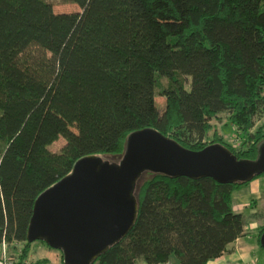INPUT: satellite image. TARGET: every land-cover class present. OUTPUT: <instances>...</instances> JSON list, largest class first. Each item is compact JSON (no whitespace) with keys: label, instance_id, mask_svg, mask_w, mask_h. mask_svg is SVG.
<instances>
[{"label":"trees","instance_id":"obj_1","mask_svg":"<svg viewBox=\"0 0 264 264\" xmlns=\"http://www.w3.org/2000/svg\"><path fill=\"white\" fill-rule=\"evenodd\" d=\"M73 2L80 11L57 14L45 0H0V250L6 241L16 264H48L27 262L37 198L84 157L122 158L136 131L193 151L222 144L247 161L264 143V0ZM158 77L169 80L163 112ZM221 113L239 148L217 133L206 142ZM143 175L135 224L92 264H208L244 234L235 191L264 173L224 184Z\"/></svg>","mask_w":264,"mask_h":264},{"label":"water","instance_id":"obj_2","mask_svg":"<svg viewBox=\"0 0 264 264\" xmlns=\"http://www.w3.org/2000/svg\"><path fill=\"white\" fill-rule=\"evenodd\" d=\"M169 177L248 182L264 173V143L255 161L238 160L222 144L193 151L155 129L132 133L118 163L102 157L78 160L72 172L36 200L28 228L30 243L61 250L65 264H92L126 237L138 216L134 195L144 172ZM264 248V232L260 238Z\"/></svg>","mask_w":264,"mask_h":264},{"label":"rangeland","instance_id":"obj_3","mask_svg":"<svg viewBox=\"0 0 264 264\" xmlns=\"http://www.w3.org/2000/svg\"><path fill=\"white\" fill-rule=\"evenodd\" d=\"M47 2H50L53 5L54 11L59 13H71L75 11H80V8L77 4L73 2V0H45ZM262 10H264V4L262 6ZM181 82L185 85L187 89L190 88V81L191 79L188 77L180 76ZM169 86V80L164 77H158L157 78V87H156V102L159 107L160 112H163L166 104H165V98L161 96L160 92L162 89L167 88ZM228 113H221L216 118L211 120L212 129L208 133V136L206 138V142H211L214 134L217 133L221 135L225 142L230 144L233 148H239L242 142V135L238 131V129L230 122L228 118ZM261 124L264 122V117L259 120ZM66 141L63 138H60L57 142H55L52 146H50V149L53 152H60V150L63 148ZM103 159L118 163L121 160V157H114V156H103ZM144 174V173H143ZM141 175V177L138 179L134 191V195L136 196L138 193V188L144 179V175ZM259 179V185L258 188L261 192H264V175L257 178ZM256 180V179H255ZM254 181V180H253ZM254 183V182H253ZM257 214L256 216L264 215V210L261 207H256ZM59 253V259L61 261V255L60 252H57V250L48 247L47 244H45L42 241H35L32 243L30 249H29V258L27 260L28 263H33L41 259H46L49 264H62L60 261H56L54 257L56 254Z\"/></svg>","mask_w":264,"mask_h":264},{"label":"crops","instance_id":"obj_4","mask_svg":"<svg viewBox=\"0 0 264 264\" xmlns=\"http://www.w3.org/2000/svg\"><path fill=\"white\" fill-rule=\"evenodd\" d=\"M259 182L261 181L256 179L235 191L233 209L246 217L244 234L230 244L221 257L210 261L208 264H264V249L257 242L258 229L264 225V215L256 216L257 209H255L261 207L264 210V192L259 190ZM58 254L54 257L55 262L60 261ZM139 264L146 263L139 261ZM165 264L179 263L175 259H171Z\"/></svg>","mask_w":264,"mask_h":264},{"label":"built area","instance_id":"obj_5","mask_svg":"<svg viewBox=\"0 0 264 264\" xmlns=\"http://www.w3.org/2000/svg\"><path fill=\"white\" fill-rule=\"evenodd\" d=\"M0 264H16V259L12 255L9 244L4 241L0 250Z\"/></svg>","mask_w":264,"mask_h":264}]
</instances>
